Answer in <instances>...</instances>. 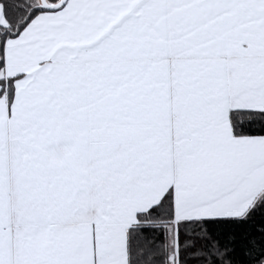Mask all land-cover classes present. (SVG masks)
Instances as JSON below:
<instances>
[{
	"label": "snow or ice",
	"instance_id": "1",
	"mask_svg": "<svg viewBox=\"0 0 264 264\" xmlns=\"http://www.w3.org/2000/svg\"><path fill=\"white\" fill-rule=\"evenodd\" d=\"M0 264H264V0H0Z\"/></svg>",
	"mask_w": 264,
	"mask_h": 264
}]
</instances>
